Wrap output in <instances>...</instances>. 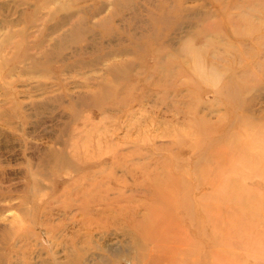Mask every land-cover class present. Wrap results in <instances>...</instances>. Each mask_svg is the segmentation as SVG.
<instances>
[{
	"label": "rangeland",
	"instance_id": "374dc122",
	"mask_svg": "<svg viewBox=\"0 0 264 264\" xmlns=\"http://www.w3.org/2000/svg\"><path fill=\"white\" fill-rule=\"evenodd\" d=\"M0 264H264V0H0Z\"/></svg>",
	"mask_w": 264,
	"mask_h": 264
},
{
	"label": "bare ground",
	"instance_id": "6f19581e",
	"mask_svg": "<svg viewBox=\"0 0 264 264\" xmlns=\"http://www.w3.org/2000/svg\"><path fill=\"white\" fill-rule=\"evenodd\" d=\"M230 165H231V163H230ZM232 166V165H231ZM233 167V166H232ZM227 169V168H226ZM231 169V168H230ZM222 171V170H221ZM232 171H234V168H232ZM227 172H228V170H227ZM225 175H227V173H225ZM234 175V174H233ZM233 177V176H232ZM212 182V181H211ZM227 187V186H226ZM155 194H156V196H158L161 200H164V197L166 198V200L168 199V197L165 195V194H163V191H160L159 190V188H156L155 189ZM207 197V196H206ZM215 202H217L216 200H215ZM224 202V201H223ZM233 202H234V204H235V208H233L232 210H230L231 212L230 213H228V214H234L235 213V211H237V209H238V207L240 206V207H242L243 208V210H244V214L246 215V214H253V210H257V212H256V215H258L261 211H262V209L257 205V207H256V205L255 204H257V203H255V201H253L252 199H250V198H245L244 196H241V197H236V198H234L233 199ZM252 202H254V203H252ZM263 202V201H262ZM168 204H169V200H168ZM198 206V205H197ZM202 207V206H201ZM212 208V209H211ZM220 208V204H215L213 207L211 206L210 207V205L209 206H207L206 205V208H205V210H206V212H207V210L209 211V209H210V211L211 210H216V209H219ZM159 209H162V213L164 214V213H166V210H164L163 208H159ZM167 209V208H166ZM202 209V208H201ZM239 210H242L241 208L239 209ZM150 211H151V213H152V215H155L156 213H157V209L156 208H150ZM205 214V213H204ZM241 214V213H240ZM248 216V215H247ZM202 217V216H201ZM230 217V216H229ZM235 217V216H234ZM152 219V218H151ZM150 219V220H151ZM248 219V218H247ZM229 220V219H228ZM239 224L238 225H240V227L239 228H241V227H245V225H246V223H244L243 221H246V217L245 216H243L242 217V219L240 220V219H235ZM250 224H252V221H251V219H250ZM235 223V222H234ZM147 224L148 223H146L145 225H144V227L142 228L143 229V231L141 232V234H142V236L145 238V239H151V238H153V236L155 235L156 237H159V234H158V232H157V228L155 227V226H153V227H155L154 229H152L153 227H151L149 230L146 228V226H147ZM152 224V223H151ZM153 225H154V222H153ZM258 225V224H257ZM202 238V237H201ZM158 240V239H157ZM156 240V241H157ZM192 240V239H191ZM155 241V242H156ZM190 243H192V242H190ZM198 247H199V249H200V245L198 244ZM192 251V250H191ZM153 252V251H152ZM193 253V252H192Z\"/></svg>",
	"mask_w": 264,
	"mask_h": 264
}]
</instances>
